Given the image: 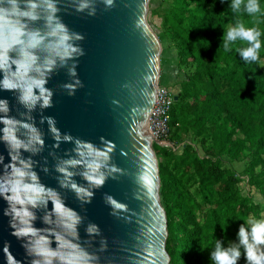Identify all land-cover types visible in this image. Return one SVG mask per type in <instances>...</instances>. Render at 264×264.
I'll return each instance as SVG.
<instances>
[{
	"label": "water",
	"instance_id": "95a60500",
	"mask_svg": "<svg viewBox=\"0 0 264 264\" xmlns=\"http://www.w3.org/2000/svg\"><path fill=\"white\" fill-rule=\"evenodd\" d=\"M57 2L63 23L84 37L77 42L84 55L75 61L76 78L83 86L69 96L62 87L73 82L67 69L59 68L52 73L46 86L53 91V106L37 107L31 113L45 142L43 151L32 157L36 162L35 171L41 183L56 189L66 205L82 217L77 238L69 236L68 239L93 257L92 264H169L168 220L160 199L153 139L147 130L157 92L161 54L159 37L146 19L149 0H114L111 8L96 0L94 16L87 11L77 12L76 0ZM34 26L43 27V21ZM0 99L8 100V115L18 121L27 118L21 116L26 109L17 102L15 93L0 90ZM42 117H53L61 134H70L98 147H103V138L113 146L110 163L118 171L108 176L103 185L89 186L81 176L74 177L79 185L93 193L90 203H82L73 191L60 187L57 180L60 174L55 171V165L59 158H68L66 153L70 154L74 144L61 142L55 147L47 121L41 123ZM3 127L0 124V129ZM21 134L22 130L18 135ZM29 155L23 153L24 157ZM0 157L4 158V164L9 163L3 141H0ZM3 172L4 165L0 164V175ZM105 194L111 201L106 202ZM7 207L0 197V264H32L36 257L26 250L29 238L13 234L11 217L4 214ZM48 207L50 210V201ZM43 214L37 211L35 228L62 231L55 224L42 223L39 217ZM89 224L98 226L99 235L86 233ZM49 239L50 246L56 249L55 236Z\"/></svg>",
	"mask_w": 264,
	"mask_h": 264
},
{
	"label": "clouds",
	"instance_id": "9594fccd",
	"mask_svg": "<svg viewBox=\"0 0 264 264\" xmlns=\"http://www.w3.org/2000/svg\"><path fill=\"white\" fill-rule=\"evenodd\" d=\"M102 2L106 8L114 7V0ZM95 3L96 0H76L75 10L87 11L88 15L94 16ZM230 7L234 13L243 12L251 17L252 26H246L242 20H238L229 27L222 37L225 48L230 43L242 42L246 46L237 49L240 57L245 61L259 62L261 36L264 35L257 23L264 16L260 0H231ZM60 11L57 0H0V90L15 93L17 102L26 109L21 116L27 117L18 121L8 115L9 102L0 99V112L4 113L0 116V124L4 125L0 129V141L6 145L10 157L7 164L0 157V164L4 165L3 175H0V197L8 205L4 214L11 217L9 223L13 234L29 238L26 250L36 257L32 264H92L93 257L68 239L69 236L77 238L82 217L66 205L56 189L41 183L35 171L36 162L32 159L43 151L45 142L31 113L37 107L46 109L53 106V91L46 86L52 73L59 68L67 69L73 82L65 83L62 87L69 96L83 86L76 78L75 61L84 55L83 49L77 44L84 37L63 23L58 15ZM38 21H43V27L34 26ZM69 61L72 63L69 64ZM45 120L56 142L55 147L58 148L61 142L74 144L70 154L66 153L68 158H59L55 165V171L60 174L57 177L60 187L73 191L82 203H90L93 193L79 185L74 177L81 176L89 186L103 185L108 176L118 171L110 163L109 154L113 146L103 138V147H98L70 134H61L53 117H42L41 123ZM21 130L22 134L18 135ZM24 152L30 155L24 157ZM43 170L48 171L47 168ZM105 200L111 201V197L105 194ZM37 211L44 213L39 217L42 223L55 224L62 231L35 228ZM220 226L226 229L227 221ZM85 230L89 235H99V228L94 224H89ZM49 236H55L56 249L50 246L52 241ZM237 239L238 243L228 247H224L220 240H215V248L210 253L214 264H238L242 256L241 248L246 264H264V218L246 219L239 226ZM201 247H207L204 241H201Z\"/></svg>",
	"mask_w": 264,
	"mask_h": 264
},
{
	"label": "trees",
	"instance_id": "16d2710c",
	"mask_svg": "<svg viewBox=\"0 0 264 264\" xmlns=\"http://www.w3.org/2000/svg\"><path fill=\"white\" fill-rule=\"evenodd\" d=\"M170 3L172 8L164 23L178 40L180 62L191 58L195 71L176 93L178 99L170 112L169 140L179 142L177 139L193 112L199 114L201 125L216 126L220 113L227 109L224 99L233 100L232 117L249 134L252 150L247 149L251 150L248 169L254 174L255 167H264V35L260 61H245L237 51L245 44L230 43L225 48L222 39L224 32L238 20L244 23L252 20L243 12L234 13L231 0H170ZM260 4L264 9V0ZM257 22L264 32V16ZM197 81L206 86L197 88ZM187 98H191L189 104ZM163 155L170 157L164 166L168 175H162L163 168L159 170L161 203L168 220L169 264H214L210 253L215 240H220L224 247L238 243L239 226L257 215L260 207L240 194L233 175L221 166L220 159L200 157L189 145H184L178 154L164 149ZM256 177L264 195V176ZM190 181L198 183L200 202L186 188ZM225 221L228 226L222 229L220 225ZM201 241L206 248L201 247ZM243 251L241 248L238 264H246Z\"/></svg>",
	"mask_w": 264,
	"mask_h": 264
},
{
	"label": "rangeland",
	"instance_id": "374dc122",
	"mask_svg": "<svg viewBox=\"0 0 264 264\" xmlns=\"http://www.w3.org/2000/svg\"><path fill=\"white\" fill-rule=\"evenodd\" d=\"M171 8L172 4L170 0H149L146 19L161 42L158 84L166 85L177 93L179 88H181L182 82L187 79L189 74L195 71V62L191 58L187 59L189 62H180L179 60L178 40L174 39L168 26L164 23V17ZM245 24L246 26H252V20ZM205 86L202 81L196 82L197 88H203ZM190 99L187 98V104L190 103ZM224 102L227 104V109L220 113L219 124L214 127L210 123L201 125L199 122V114L193 112L190 119L184 124V131L181 133V138L177 139L179 142L174 140L175 143H178V148L176 147L175 151L170 147L153 142L152 145L157 157L159 170L161 171V168H163L162 175H168V170L164 166L168 163L170 157H165L163 150L169 149L171 153L178 154L182 152L184 145H189L197 151L200 157L220 159L221 166L226 169L228 174L233 175L234 182L240 194L251 198L254 203L259 205L260 210L258 214L252 218H264V195L260 183L256 181V175L264 176V167L257 166L254 168L255 173H250L248 166L251 160L250 151L252 148L250 147L251 142L248 131L239 125L238 120L232 117V111L230 109L234 107V101H225L224 99ZM240 139H244L245 141H241ZM169 141L174 143L173 140ZM248 147L251 150H247ZM187 177L186 175L185 178ZM186 188L200 202L198 183L190 181Z\"/></svg>",
	"mask_w": 264,
	"mask_h": 264
},
{
	"label": "built area",
	"instance_id": "2783aa9c",
	"mask_svg": "<svg viewBox=\"0 0 264 264\" xmlns=\"http://www.w3.org/2000/svg\"><path fill=\"white\" fill-rule=\"evenodd\" d=\"M175 95L177 94L168 86L158 84L155 102L147 121V130L153 142L170 147L173 151L178 148V145L169 141L170 112L176 101Z\"/></svg>",
	"mask_w": 264,
	"mask_h": 264
}]
</instances>
